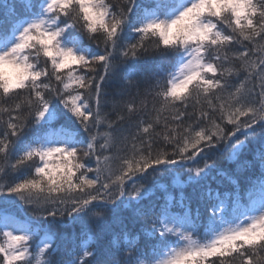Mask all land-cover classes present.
<instances>
[{
	"label": "snow or ice",
	"instance_id": "1",
	"mask_svg": "<svg viewBox=\"0 0 264 264\" xmlns=\"http://www.w3.org/2000/svg\"><path fill=\"white\" fill-rule=\"evenodd\" d=\"M0 264H264V0H0Z\"/></svg>",
	"mask_w": 264,
	"mask_h": 264
}]
</instances>
